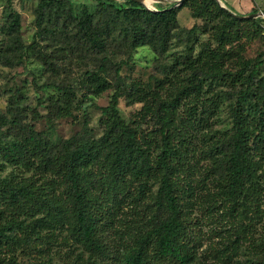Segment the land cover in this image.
Listing matches in <instances>:
<instances>
[{
    "label": "trees",
    "instance_id": "trees-1",
    "mask_svg": "<svg viewBox=\"0 0 264 264\" xmlns=\"http://www.w3.org/2000/svg\"><path fill=\"white\" fill-rule=\"evenodd\" d=\"M124 1L125 4L118 6L97 0V11L84 8L76 14L63 1L42 0L35 10L36 38L44 37L45 33L59 37L60 43L64 39L66 47L80 49L92 57L94 66L84 77L89 93L98 96L111 88L112 74L116 77V91L110 105L102 110L107 121L100 138L90 136L86 125L87 130L80 137L55 145L33 125L23 124L19 118L21 109L15 106L17 98L10 105L12 118L0 115V158L5 160L0 165L14 169L9 176L0 177V221H3L0 254L4 250L14 251L12 245L23 248L31 242V236L18 235L20 229L23 232L28 228L19 219L24 215L25 220L34 222L32 231L70 232L91 255L84 264H111L112 260L113 264H195L198 238L193 235L190 221L195 205L208 213V219L221 216L222 227L228 224L226 231L232 229L233 223H239L245 211L256 207L259 213L264 206V76L260 71L264 52L256 59L239 61L237 72L227 74L220 61L224 59L222 52L207 45L210 57L206 56V64H195L203 57L191 62L194 66H191L190 82L174 99L157 98L154 105L147 95L139 99V102L147 99L142 111L154 112L157 133L144 132L137 123L129 124L119 108L125 95L121 90L122 67L140 47L149 45L165 51L179 28L181 8L189 6L194 9L195 18L214 23L218 43L225 41L227 27L233 29L253 20L234 17L217 0H184L178 7L171 4L158 11ZM9 7L5 31L13 44H21V17ZM47 23L52 27L48 29ZM197 28L190 33L195 34ZM117 42L122 51L115 49ZM36 44L35 41L19 51L20 58H25L30 49L35 50ZM229 79L236 84L230 92L231 127L219 136H209L207 144L211 149L207 150L206 159L211 168L205 172L208 176L204 182L194 181L192 171L197 167L189 158L193 135L189 129L184 132L178 127L177 109L192 96H200L206 85L213 89ZM53 86L57 96L50 98V114L71 116L75 89ZM223 101V94L211 95V103L202 108L201 118H197L198 104L192 105L189 128L209 127L207 118L219 115ZM139 114L141 119L145 117ZM26 172L32 175L24 178L22 173ZM209 180L215 190L206 183ZM127 199L137 208L141 204L150 208L151 204V210L139 231L125 237L124 244L113 255L104 235L106 218L111 219L112 213L102 210L110 205H122ZM5 209L10 217L5 215ZM237 248L235 244L232 251ZM225 259L222 256L220 261ZM0 264L17 263L12 258L5 261L0 257ZM256 264H264V259Z\"/></svg>",
    "mask_w": 264,
    "mask_h": 264
},
{
    "label": "rangeland",
    "instance_id": "rangeland-1",
    "mask_svg": "<svg viewBox=\"0 0 264 264\" xmlns=\"http://www.w3.org/2000/svg\"><path fill=\"white\" fill-rule=\"evenodd\" d=\"M53 1H63L72 7L76 14H80L84 8L90 12L98 10L97 0ZM105 1L118 6L125 4L124 0ZM178 1L144 0L143 5L148 10L158 11L171 4H175L173 7H178ZM221 1L228 12L240 16L261 15L241 19L253 20V22L236 25L233 29L227 27L225 41L218 43L213 30L214 23L204 18H195L194 9L189 6L181 8L178 16L179 28L175 30L169 47L165 51L155 50L149 45L140 47L133 52V58L122 67L121 76L124 83L121 90L125 91V95L120 99L119 108L129 124H140L144 132L150 131L151 134L157 131L158 124L154 112L142 111L145 100L149 99V102L154 105L158 99H174L183 86L190 82L193 71L191 66H194L191 62L203 57L195 64H206V56L210 57L209 51L206 50L207 45L222 52L224 59L220 61L227 74L237 72L240 68L239 61L256 59L264 52V0ZM40 2L42 0H0V115L11 119L10 105L14 102L13 99L17 98L15 106L21 109L19 118L23 124L33 125L37 131L50 138L55 145H60L64 140L80 137L87 130L86 125H88L90 136L100 138L104 134L105 121H107L102 110L110 105L111 97L116 91V77L111 75L112 87L101 95L89 93L84 77L86 71L94 66L92 57L80 49L72 46L66 47L64 39L60 43L59 37L46 33L44 37H35L38 31L35 24V10ZM10 5L21 17L19 38L22 45L13 44V40L5 31ZM195 26H198L196 33H190ZM51 27L52 24L47 23V28ZM35 41L37 42L35 50L30 49L26 57L21 59L19 51ZM115 49L122 51L118 42ZM119 55L124 58V55ZM46 58L48 63L45 61ZM50 62L52 66L49 65ZM260 71L264 76V65ZM206 82L207 80L204 81ZM53 84L75 89L76 95L71 116L57 117L50 114L52 103L50 98L57 96ZM208 86L204 87L200 96H192L184 101V105L182 104L177 109L176 119L178 127L184 132L188 129L192 132L189 158L197 168L193 169L191 177L194 181L201 179L202 182L205 176H208L205 172L211 168L209 160L206 159L207 150L211 149L209 143L207 144L209 136H219L221 132L231 127L229 104L232 97L230 92L236 84L229 79L227 83L223 82L222 85L213 89ZM213 94L221 96L223 94V110L218 113L219 115L207 116V120L210 119L209 127L197 125L198 129L189 128L192 122L190 112L192 105L198 104L200 113L197 118H201L202 108L211 103ZM145 95L147 99L139 102V99ZM200 98H202L201 101ZM139 112L145 117L141 119ZM6 129L7 126L4 130ZM4 162L5 160L1 157L0 164ZM13 170V167L0 165V177L9 176ZM31 175L32 172L22 173L24 178ZM210 182V180L206 181L211 190H215L213 184H209ZM194 185L196 187V183ZM130 202L127 199L122 205L117 204L114 207L110 205L102 210L103 213H112L111 219L106 218L104 235L113 255L119 246L124 244L126 238L139 231V226L142 222H146L150 214L151 204L150 208H146L144 204L137 208ZM258 210L260 209L253 207L249 212L245 211L240 216L241 220L238 224L230 225L232 229H228L230 231L228 233L224 230L225 225L228 224L222 227L221 216L219 219L216 216L208 219V213L195 205L190 215L193 235L198 238L195 264H256L264 259V206L259 213ZM5 215L10 217V212L6 209ZM25 218L24 215L19 216V219L23 221L22 224L28 228L23 232L20 229L21 232L19 231L18 235L31 236L32 240L23 248L12 245L14 251L4 250L0 257L5 261L12 258L17 264H84L90 258V253L66 229L32 231L34 222L30 219L25 220ZM222 219L225 220L223 214ZM235 244L238 248L232 251ZM222 256L226 257L225 262L220 261ZM81 259L84 261L81 262ZM114 262L112 260L111 264Z\"/></svg>",
    "mask_w": 264,
    "mask_h": 264
},
{
    "label": "water",
    "instance_id": "water-1",
    "mask_svg": "<svg viewBox=\"0 0 264 264\" xmlns=\"http://www.w3.org/2000/svg\"><path fill=\"white\" fill-rule=\"evenodd\" d=\"M129 1H134V2H137V3H139V4H144V0H129ZM183 1L184 0H179L178 1V6L179 5H181L182 3H183ZM217 2L220 4V6L224 9V10H226V11H228V9L226 8V6L223 4V2L221 1V0H217ZM231 15H233L234 17H237V18H239V19H244V18H248V17H250V18H255V17H258V16H260L261 14H253V15H250V16H240V15H237V14H234V13H232V12H229Z\"/></svg>",
    "mask_w": 264,
    "mask_h": 264
}]
</instances>
